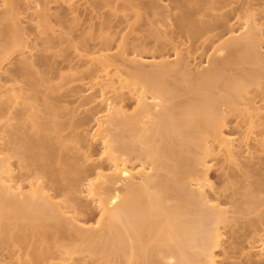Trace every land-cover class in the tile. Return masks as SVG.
Instances as JSON below:
<instances>
[{"label":"bare ground","instance_id":"bare-ground-1","mask_svg":"<svg viewBox=\"0 0 264 264\" xmlns=\"http://www.w3.org/2000/svg\"><path fill=\"white\" fill-rule=\"evenodd\" d=\"M115 1L99 7L110 6L107 17L96 11L103 42L90 47L55 28L48 4L78 19L91 0H27L23 11L19 0H0V264L11 246H19L11 264H264V201L248 193L235 205L213 180L260 175L264 191L258 3L193 0L213 10L237 4L230 17L199 24L182 13L176 22L189 33L182 39L170 0H148L159 16L150 32L165 42L129 48L135 29L130 19L112 24L124 11ZM25 24L45 51L53 44L74 51L64 84L86 87L58 99L66 123L55 104L61 87L37 69L45 62ZM16 55L23 58L12 73ZM90 207L97 213L89 217ZM244 226L250 240L235 247ZM229 249L234 255L221 258Z\"/></svg>","mask_w":264,"mask_h":264},{"label":"rangeland","instance_id":"rangeland-1","mask_svg":"<svg viewBox=\"0 0 264 264\" xmlns=\"http://www.w3.org/2000/svg\"><path fill=\"white\" fill-rule=\"evenodd\" d=\"M106 0H91V5H87L86 8L81 11V15L78 19H75L72 15L67 14L66 7L62 5L61 3L51 2L48 5L51 6V12L52 15V24L55 25V28L58 30H62L69 33V36L73 38V43L77 45H85V46H100V43L103 41L98 38V35L100 34L99 29L101 28L102 19L97 17V10L100 9V12H103L106 17L108 16L107 12L109 7L99 8L100 6H103ZM112 0V5L114 4ZM231 0H226V2H230ZM238 1V0H235ZM255 3H258L259 5V13L260 15H264V0H253ZM27 0H19V8L20 11H23L27 6ZM237 3L227 6L223 9H216L213 10L212 7H217L213 3L209 4H201V7L194 4L193 0H170V5L174 9L172 13L173 21H174V31L182 38L187 39L189 33L185 30V28H182V26L177 24L176 18L181 15L184 12H188L190 14L191 20L195 24H199L202 21H211L218 19L219 17H222V15H225L224 17H230L232 15L231 7L236 6ZM115 7L119 9H124V11L119 13V17H115L112 21V24L116 27H122L125 25L126 20L130 19V21L133 23V27L135 29L134 35L137 36V39L134 37L131 39V44L129 45V48H132V46L135 43H142V44H153L157 43L160 45L159 40H157L155 35H152L149 29V23L151 21H157L159 19V16L157 14H153L152 8L148 4V0H116L115 1ZM139 13V17L137 15ZM222 14V15H221ZM223 21L219 20V23L221 24ZM93 24V29L89 30L85 27L89 24ZM222 25V24H221ZM33 26L31 24H25V29L27 32L31 33L30 36L33 40H35L39 45L36 47L38 49L37 57H39L42 62L40 66L37 67V69L44 73L46 77L50 80L49 83L53 86H59L60 89L57 90V100L55 101V104L58 105L56 108V111L60 114V120H62L64 123L67 122V118L69 117L66 115V110L64 109L63 105L64 103L61 102L62 99H70L75 92H77L79 89H83L86 87L85 85H80L81 82H72L69 85H65L64 82L69 77V71L66 69L64 64L67 63V58H72L74 56V51L70 47L69 44H66V53L63 52L59 47H55V44H53V48L45 51L43 49L42 40L39 39L38 34L32 31ZM225 26H221L217 32H222L224 30ZM57 40V39H56ZM165 42V41H163ZM162 42V43H163ZM115 44L113 42L111 45ZM198 44V42H197ZM148 45L147 47H149ZM164 49H168L164 48ZM148 50V49H147ZM163 48H157L153 51H161ZM23 57L20 55H16L13 58V63L9 66L12 73H15L17 70V63L20 61ZM35 72V71H33ZM35 74V73H34ZM40 90V98L37 101V103L42 104V92L44 91V85H41L38 87ZM69 94V96H66ZM58 99H61L60 103L58 102ZM61 105V106H60ZM43 106L41 105V108ZM49 121H51V117H47ZM71 129L66 128L62 134L63 135H69ZM23 132L30 133L31 130H23ZM89 167H91L89 165ZM260 166H256V168H259ZM262 176L256 175L254 176L249 183H246L244 178L241 176H238L236 174H230L229 178L219 176V177H213V180L215 184L219 187V192L221 194V199L223 200H229L235 205H244L245 201L247 200L245 197V194H252L255 196L258 201L263 200L264 201V191H260L257 180H259ZM247 187V188H246ZM263 208V207H261ZM97 213L96 209L90 207L88 212L85 214L86 216H93ZM249 216H255V213L249 214L245 217ZM252 229L244 226L239 230V233L236 234V239L238 242L236 244H233L235 247H241L247 244V241L250 240ZM1 239V237H0ZM225 245H228L227 242ZM19 246L15 247H7L5 250L1 251L4 255L3 257H7L8 264H11L12 259L10 255L18 250ZM0 250L1 249V242H0ZM231 250V251H230ZM233 250L229 249L228 253L225 254L224 252H220L221 258H226L228 255L233 256ZM236 255V254H235ZM239 261L237 258H227L226 264H235V262ZM238 264H248V261H242Z\"/></svg>","mask_w":264,"mask_h":264}]
</instances>
